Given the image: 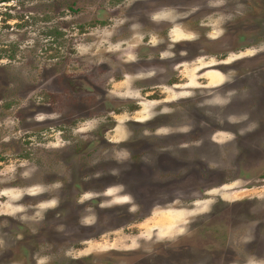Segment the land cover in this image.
I'll return each instance as SVG.
<instances>
[{
    "label": "rangeland",
    "instance_id": "374dc122",
    "mask_svg": "<svg viewBox=\"0 0 264 264\" xmlns=\"http://www.w3.org/2000/svg\"><path fill=\"white\" fill-rule=\"evenodd\" d=\"M0 264H264V0H0Z\"/></svg>",
    "mask_w": 264,
    "mask_h": 264
},
{
    "label": "bare ground",
    "instance_id": "6f19581e",
    "mask_svg": "<svg viewBox=\"0 0 264 264\" xmlns=\"http://www.w3.org/2000/svg\"><path fill=\"white\" fill-rule=\"evenodd\" d=\"M178 33V31H176ZM175 34V33H174ZM177 35V34H176ZM179 37V36H178Z\"/></svg>",
    "mask_w": 264,
    "mask_h": 264
}]
</instances>
